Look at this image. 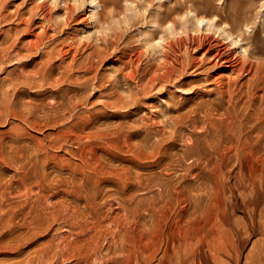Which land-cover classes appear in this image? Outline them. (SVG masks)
I'll return each mask as SVG.
<instances>
[{"label":"bare ground","instance_id":"1","mask_svg":"<svg viewBox=\"0 0 264 264\" xmlns=\"http://www.w3.org/2000/svg\"><path fill=\"white\" fill-rule=\"evenodd\" d=\"M82 1L88 8L89 17L99 16L101 0ZM135 2L126 0L122 18L121 15L110 16L104 31L108 32L111 24L127 23L132 19L135 13L131 15L127 11L139 9ZM186 3L187 0L182 4ZM206 7L190 3L176 16L172 15L174 9H169L164 13L162 23L150 20L151 26L159 24L160 29L143 33L144 50L142 47L130 53L118 50L121 63L118 72L129 94L121 97L113 92L111 97L114 98L101 100L102 104L115 109L132 108L148 93H165L168 84L173 82L191 95L175 108H169L174 113L165 126L156 122V115L147 119L141 117L133 128L126 123L99 129L89 119L72 118L69 125H62L58 139H74L75 142L86 139L95 143L80 150L82 165L60 167L54 163L51 168L62 174L57 181L41 174L38 153L31 157V164L21 165L8 179L2 171L9 163L0 160V252L8 247L18 249L29 236L49 230L58 218L77 230L74 234L65 233V236L53 235L31 257L15 264H135L139 257L149 264L159 250H162L161 259L166 264H219L218 246L224 244L236 248L230 229L223 238L214 236L207 240L201 236L203 223H199L198 211L203 196L207 195L211 209L216 214H225L220 200L224 193L223 178L233 170L264 194V58L253 56L244 44L236 46L242 49L236 53L235 44L253 38L244 34L250 27L247 18L234 13L236 23L230 24L227 15ZM37 8L38 17L47 18L49 13L44 4L39 3ZM1 12L0 20H3L6 14ZM66 18L68 20V16ZM25 26L24 30L32 36L26 47H18V38L8 45L6 41H0V72L9 61L18 63L2 80L14 97L27 88L55 87L48 97L53 101L49 102L47 98V110L55 114L46 124L61 123L67 118L66 114L74 115L89 88L99 82L98 64L113 57L111 54L117 48L109 51L107 35H98L97 40H93L106 43L104 47L96 45L97 42L82 47L67 43L56 51L53 48L43 50V34L35 33V28L28 23ZM103 27H100L102 31ZM50 37L54 39L52 35ZM89 48L90 52L77 62L80 51ZM22 49L26 53H22ZM255 49V53L260 52L257 46ZM31 54L34 55L32 63L37 57L41 60L30 68L22 59ZM68 56L69 61H66ZM198 73L203 74L205 82L211 80L212 87L199 82L200 78H189ZM63 83L68 86L65 93L72 92L71 95H55ZM190 83L193 84L185 87ZM2 95L0 119H13L9 127L11 132L21 137L23 124L40 128L37 117L40 108L36 99L30 97L32 101L20 106L14 97L6 101L5 94ZM162 101L167 102V98L159 96L158 102ZM141 131L146 137L135 140L134 136ZM33 139L36 146L37 140ZM176 142L180 146L172 151ZM20 156L22 158L23 153ZM150 161L152 170L146 171L144 166L149 167ZM77 174L81 176V183L72 179ZM104 177L109 183L101 187ZM135 189L155 193L141 197ZM109 192L118 196L116 205L104 198ZM245 199L249 200L248 197ZM175 209L176 219L171 221L170 212L172 214ZM263 209L259 212L260 221ZM249 213L253 220L255 211ZM204 250L208 254H203ZM143 254L147 255L146 259Z\"/></svg>","mask_w":264,"mask_h":264},{"label":"rangeland","instance_id":"2","mask_svg":"<svg viewBox=\"0 0 264 264\" xmlns=\"http://www.w3.org/2000/svg\"><path fill=\"white\" fill-rule=\"evenodd\" d=\"M125 1L126 0H101L102 8L98 9L99 16L94 18L88 16V8L85 6L82 0H0V11H2V14H6V18L0 20V41H6V45L16 40L15 38H18V40H20V42H17L18 47H26L29 39L32 38L31 35H28L27 30H24L26 27L25 25L28 23L30 24L31 28H35V33L43 34V50H50L53 48V50L56 51L61 47H65L67 43H71L73 46L79 45L78 47H82L88 43L96 44L97 42L96 45L104 47L106 43H100L98 42L99 40L94 41L97 40L98 35H107L106 38L109 40L107 49H109V51H113V48L115 47L117 48V51L111 54V56L113 55V57H107L108 60H105L104 62L102 61L98 64L99 71L97 72L100 80L99 82L95 83V87L92 86V88L94 89L89 88V90L87 91V95H85V99L83 98V100L77 105L74 111V115L71 117L66 114L67 118L63 122L57 124H46V121H48L50 117H53V115L55 114L52 111L47 110V103L48 101H53V98L50 99L48 97L51 95L52 91L56 90V88H27L24 91L19 92L14 97L12 95V90H7V83L2 80V77L6 74L7 71L14 69V67H16L18 63L16 61L15 63L14 61H9L5 64L4 70L6 69V71L2 70L0 72V105L1 100L3 105L4 97L2 94H5V99H7L6 101H10V99H13L14 97L13 100L16 101L19 105L30 100L32 101V99L34 98L36 99L35 102L40 108V111L37 113V117L41 123V126L38 129H33L28 125L26 126V124H23V127L25 126L24 134L23 136L19 137L9 130L10 122L11 120H13L11 117H8V119L6 118V120L0 119V160H5L9 163V167L2 171L5 179L10 178V176L13 175L14 171L18 170L21 165L25 166L31 164V157L34 155V153H38L39 155L38 163L41 168V174H47L49 180L57 181L62 175L61 173L60 175L59 173L55 172L53 168H51L54 163H57L60 167L61 165H65L66 167L67 164L71 166H73L74 164L82 165L83 161L79 156L80 150H86L90 148L89 145L95 143V141H87L85 139V142H75L74 139H70L68 141H62L58 139V131L63 124H65L66 126L69 125L72 118L89 119L91 124H94L97 128L105 129L106 127H115L118 124L123 125L126 123L127 126L133 128L138 124L141 117H145L147 119L149 116L156 115V122H159L161 126H165L166 120L169 119L171 113H174L173 111H170L169 108H175L179 103H183L184 100L190 99L189 96L191 95L190 93L185 91L187 89H181L176 84H173V82L168 84L165 93H148L144 95L140 102L135 104L132 108L127 107L122 109H115L114 107L103 105L101 100L111 101L114 98L111 97V94L113 92H116L117 95L121 97H125L129 94L128 87L124 83L121 75L118 72V68L121 64L119 58L120 52L118 50L122 49L130 53V51H132L133 49L138 50L139 47L143 48V33L145 31L147 32V30H159L160 28L158 27V25L163 22L164 13L166 11H169V9H174L172 10V15L176 16V14H178V12H180V10L184 8V5L194 3L198 7H204L206 5L208 6L206 7V9L214 11L217 14L220 13L223 15H227L230 18V24L236 23V19H234L235 16H233L235 14L243 17V19L247 18L250 22V27L249 30H245L244 34L245 36L252 35L253 38L246 39L243 42H238L237 45L235 44L234 48H236V46L238 45L244 44V46L247 47V50L251 52L253 56L264 58V4L261 5L264 0H187L188 3L186 4H182L185 0H129L132 2L136 1L135 3L139 7L136 12L127 11V13L131 15L132 13H135L134 17L127 23L124 21L116 23L117 25L114 23V26H117V28H115L113 24H111V29L106 30L108 32L112 30L110 34H104L108 33L104 31V28L106 26L104 24H106L108 21L110 22V16L121 15L120 18H122L121 13L124 10ZM39 3H43L44 8H46L49 13L47 18L45 19H41V17H38L37 12L39 11L37 7ZM245 12L246 14H244ZM66 15L68 16V20L66 18ZM150 20L155 21L159 24L151 26V24H149ZM99 23H101V25ZM65 24L66 26H64ZM41 26L43 27V29L40 30V28H42ZM100 27H103L104 32L102 31V28L100 29ZM98 30L101 31L97 32ZM51 35L54 37V39H51ZM255 46L260 48L259 53H255ZM24 50L25 49H22V53H26V50ZM90 50V48L81 50L80 54L76 56L77 62L82 61V59L87 55L88 52H90ZM236 51V53H240L242 52V49L236 48ZM32 55L33 54H31V56L29 57H25V59H22V61L29 64V67H32L34 64L38 63V61L41 60V57H35L36 59L32 63V59L34 58V55ZM69 56L66 57V61H69ZM146 59L147 58L145 56V62ZM56 71L59 70L56 69ZM202 75V73H198L190 76L189 78L191 80L194 78H200L201 80L199 82H203V84H207L212 87V81L209 80L208 82H205ZM193 83H190L185 87H189ZM67 88V84L63 83L61 85V90L56 92L55 95H71L72 92L65 93V90ZM158 95L163 96V98H167V102L162 101L161 103H159ZM82 96L84 95L82 94L80 99H82ZM97 98L100 99L96 100ZM155 102H157V105L155 104ZM158 103L162 105L160 106ZM34 137L37 140L36 146L34 145ZM145 137L146 134L143 131L134 136L135 140H141ZM150 138L153 139L154 137L151 136ZM179 146V142H176L174 144V147L172 146L171 148L173 149L172 151L179 148ZM21 153H23L22 158L20 156ZM119 155L122 156L121 153ZM19 158L22 160H18ZM150 164H153L152 161L149 162V167L144 166L146 171L152 170ZM63 172L64 174H66V169H64ZM72 179L76 183L82 182L81 176L79 174H77L76 176H72ZM246 181L247 180L245 179L242 180V178H240V176L235 173V170H233V172H227L224 176V193H222V199L220 197V200L223 203L225 214L221 212L216 214V212L211 209L212 206L208 203L209 200L207 198V195L206 197L203 196L202 202L200 203V209L198 212L200 213L199 218L201 219H198L199 223H203L202 225L200 224L201 236L207 237V240H212L214 236L223 238L227 235L228 229L231 230L234 236L236 248H232L231 246L225 247L224 244L220 247L218 246L219 264H252L248 261L254 262L253 260H255V264H264V251H262L264 250V236L262 233L264 232V212L261 215L262 220H259V212L262 208H264V194H260L257 187H252L251 184ZM101 182V187H103L107 183H109V179L104 177ZM144 191L145 190L140 189L134 190V192H136V194L141 197L155 193H147ZM247 197L249 198V200L245 199ZM104 198L113 201V205H116L118 202V196L112 192L107 193ZM254 198H256V201L253 200ZM246 200L248 201L246 202ZM207 206H209L210 209ZM208 209L210 210V212ZM252 210L255 211V217L253 220H250L249 212H252ZM211 212L212 215L214 214L213 216L209 215ZM215 214L218 217H214ZM170 219L171 221H175L176 209L174 212H172V214L170 212ZM196 221L198 222V220ZM253 228L255 230L254 232ZM250 229L252 233L250 232ZM260 230L261 232H259ZM47 231H43L35 235L34 237L29 236L27 241L22 243L18 249H15L13 247L3 248V250L5 251L1 250L2 253L0 252V264H15L19 261L26 260L34 254L35 250H37L43 244V242H46L47 239H49L53 235H59L60 233V235L65 236V233H67V235L68 233L74 234L77 230L72 227L69 222H66L62 218H58L52 224V227ZM166 232L169 234L170 230L168 229ZM258 242L260 245L258 244ZM260 250L261 252L259 254L258 252ZM234 251H236V253L233 254ZM228 252L230 253L229 256L227 254ZM138 253H140V251ZM161 254L162 250H159L155 257L150 259L149 264H166L165 260L163 262V259H161ZM203 254H208V251L204 250ZM234 255H236L237 259ZM143 256L146 259L147 255L143 254ZM254 257L255 259H253ZM256 260H258V262ZM138 261L135 264L146 263V260H142L140 257ZM211 264L213 263L211 262Z\"/></svg>","mask_w":264,"mask_h":264}]
</instances>
